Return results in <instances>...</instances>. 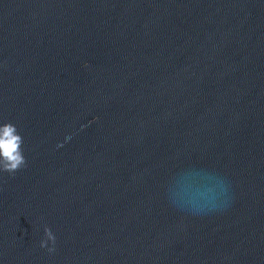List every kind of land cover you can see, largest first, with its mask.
<instances>
[{"label": "water", "instance_id": "1", "mask_svg": "<svg viewBox=\"0 0 264 264\" xmlns=\"http://www.w3.org/2000/svg\"><path fill=\"white\" fill-rule=\"evenodd\" d=\"M8 125L0 264H264V0H0Z\"/></svg>", "mask_w": 264, "mask_h": 264}, {"label": "clouds", "instance_id": "2", "mask_svg": "<svg viewBox=\"0 0 264 264\" xmlns=\"http://www.w3.org/2000/svg\"><path fill=\"white\" fill-rule=\"evenodd\" d=\"M15 129L8 125L0 128V172L15 174L27 165L25 156L20 147L21 137L14 135ZM48 239L55 240L51 229H45ZM42 247L47 246V240L42 241ZM52 249H50L51 251Z\"/></svg>", "mask_w": 264, "mask_h": 264}]
</instances>
